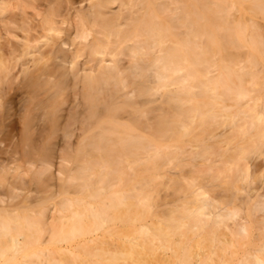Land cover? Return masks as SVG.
Here are the masks:
<instances>
[{"label": "bare ground", "instance_id": "obj_1", "mask_svg": "<svg viewBox=\"0 0 264 264\" xmlns=\"http://www.w3.org/2000/svg\"><path fill=\"white\" fill-rule=\"evenodd\" d=\"M235 8L264 20L0 0V264H264V26Z\"/></svg>", "mask_w": 264, "mask_h": 264}, {"label": "rangeland", "instance_id": "obj_2", "mask_svg": "<svg viewBox=\"0 0 264 264\" xmlns=\"http://www.w3.org/2000/svg\"><path fill=\"white\" fill-rule=\"evenodd\" d=\"M234 11H236V12H234L235 13V16H237L238 15V13H240L239 14V16H237L238 18L239 17H242L241 16V14L243 15L244 14V17H242L243 19H245L246 17H250V16H248V15H251V14H249L245 9H243L244 10V12H243V10H242V8H235V9H233ZM239 11V12H238ZM241 11H242V13H241ZM233 13V12H232ZM231 13V14H232ZM234 15V14H233ZM233 15H232V17H233ZM246 16V17H245ZM252 16V15H251ZM235 19H237V18H235ZM248 19V18H247ZM252 19H254V21H256L255 23L258 25V26H260V24L262 25L263 24V26H264V20L262 19H260L259 18V16H258V18H256V19H258V20H256L255 19V16L253 17L252 16ZM260 19V20H259ZM260 22V23H259ZM259 23V24H258ZM263 26H260V27H262L263 28ZM264 29V28H263ZM243 52H244V50L243 51H241V53L243 54ZM238 54H240V53H238ZM186 148H188V147H186ZM0 150H1V153H0V161H2V160H9V163H10V165L9 166H15V165H17V166H19V165H23V163H22V161H23V158H22V156H21V154H22V149H21V146L20 145H15V144H10V145H1V147H0ZM4 150V151H3ZM7 151V152H6ZM56 153H58L57 152V149H56ZM56 156V155H55ZM53 161L55 162L54 163V167H53V169H52V172H54L55 171V168L57 169V166H58V159H53ZM4 162H6V163H8V161H4ZM55 172H57V171H55ZM51 183H54V184H56V185H58V181L54 178L52 181H51ZM160 188V187H159ZM3 189H0V191H2ZM163 190H162V188H161V192H162ZM25 192V191H24ZM23 193V192H22ZM161 194V193H160ZM163 194V193H162ZM161 194V195H162ZM163 196V195H162ZM17 200H19L18 198L17 199H15V200H13V202H16Z\"/></svg>", "mask_w": 264, "mask_h": 264}]
</instances>
